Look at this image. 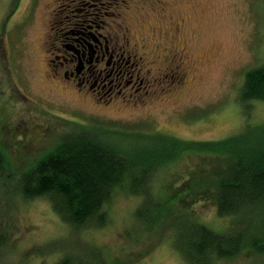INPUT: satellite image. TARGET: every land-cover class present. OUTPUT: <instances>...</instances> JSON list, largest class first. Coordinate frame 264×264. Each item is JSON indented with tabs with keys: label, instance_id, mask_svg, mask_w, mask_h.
Listing matches in <instances>:
<instances>
[{
	"label": "rangeland",
	"instance_id": "rangeland-1",
	"mask_svg": "<svg viewBox=\"0 0 264 264\" xmlns=\"http://www.w3.org/2000/svg\"><path fill=\"white\" fill-rule=\"evenodd\" d=\"M14 1L0 0V149L14 172L0 185V264H56L62 254L95 251L107 264H188L170 242L175 216L202 223L216 234L242 235L243 240L257 233L258 222L251 226L236 216L217 215L210 174L214 162L191 149L157 172L150 195H113L103 208L107 224L98 229L68 227L46 198L23 199L17 182L79 126L166 134L186 141L255 137L256 128L264 126V105L252 104L245 117L240 93L246 70L264 61V0H107L110 12L118 9L128 19L123 27L130 31L125 48L129 55L139 58L146 53L145 65L153 60L147 54H159V39L154 43L149 36L153 30L164 34L162 48L178 55L171 58L162 52L166 79L139 92L143 100L136 97L109 106L63 88L66 84L58 80L51 82V60L57 53L52 40L45 44V38L53 39L55 0H22L12 15ZM148 67L156 75L155 68ZM185 181L187 188L174 197L175 187ZM166 199L171 204L152 205ZM164 212L160 221L165 224L155 227L154 215ZM262 261L263 256L242 251L208 264Z\"/></svg>",
	"mask_w": 264,
	"mask_h": 264
},
{
	"label": "trees",
	"instance_id": "trees-1",
	"mask_svg": "<svg viewBox=\"0 0 264 264\" xmlns=\"http://www.w3.org/2000/svg\"><path fill=\"white\" fill-rule=\"evenodd\" d=\"M263 62L247 69L243 79L240 99L245 105V117L252 104L264 105ZM256 132L255 137L248 139L239 134L207 142L112 127L79 126L52 154L19 176L18 194L25 200L46 198L60 220L74 230L102 228L109 219L103 208L113 195H150L157 172L191 149L214 162L210 174L216 189L217 215L236 216L251 226L258 222L259 226L254 229L257 233H248L250 237L243 240L242 235L216 234L202 223L175 216L170 223L175 230V237L170 240L173 248L188 264L228 260L242 251L263 256L264 262V126H258ZM13 176L0 149V185ZM185 188L187 181L175 187L174 197ZM197 195L190 203L196 201ZM190 196V192L185 194ZM149 198L147 201H152ZM165 202L171 204L166 199L153 201L152 205L162 207ZM165 215H154L155 227L165 224L160 221ZM87 254L65 253L56 264H107L99 251Z\"/></svg>",
	"mask_w": 264,
	"mask_h": 264
},
{
	"label": "flooded vegetation",
	"instance_id": "flooded-vegetation-1",
	"mask_svg": "<svg viewBox=\"0 0 264 264\" xmlns=\"http://www.w3.org/2000/svg\"><path fill=\"white\" fill-rule=\"evenodd\" d=\"M14 2L16 7L22 0ZM109 4L107 0H55V6L51 8L53 39L50 35L45 38V44L52 40L51 48L57 53L51 60L55 66L51 82L55 85L58 80L66 84L63 88L108 106L111 103L121 105L136 97L143 100L138 96L139 92L163 84L166 79V72L161 70L166 65L162 52L171 58L176 55L172 50L166 52V48H162L164 34L153 30L149 36L154 43L159 39L156 47L161 50L157 56L147 54L153 58L146 60L147 69L143 57L146 53L138 58L125 50L130 43L129 28L123 27L128 19L118 13V9L110 12ZM15 7L12 15L19 8ZM158 15L164 20L162 14ZM137 48L136 44L134 49ZM149 65L155 68L156 75H151Z\"/></svg>",
	"mask_w": 264,
	"mask_h": 264
}]
</instances>
